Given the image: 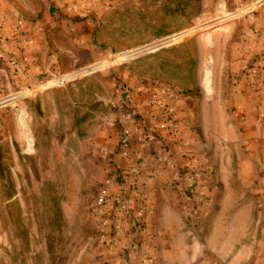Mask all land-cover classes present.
I'll list each match as a JSON object with an SVG mask.
<instances>
[{"label": "rangeland", "instance_id": "374dc122", "mask_svg": "<svg viewBox=\"0 0 264 264\" xmlns=\"http://www.w3.org/2000/svg\"><path fill=\"white\" fill-rule=\"evenodd\" d=\"M205 1L12 0L35 29L37 48L27 52L21 44L19 53L0 59V264H135L125 227L112 247L94 215L101 188L125 183L129 194L136 190L117 166L121 119L132 128L145 124L144 157L161 152L158 162H166L157 124L170 113L171 130L195 108L198 127L201 66L213 67L209 74L220 85L243 15L264 0L244 8L233 0H209L207 7ZM217 29L223 35L215 40L209 35ZM169 36L176 42L152 50ZM23 55L29 61L18 70L12 59ZM205 89L211 92V82ZM156 94L162 105L153 101ZM140 139L133 135L132 148ZM206 149L204 174L181 170L188 188L205 174L214 184L221 173L215 144ZM224 153L230 160L233 153ZM187 187L179 191L188 194ZM140 238L133 243L143 260Z\"/></svg>", "mask_w": 264, "mask_h": 264}, {"label": "crops", "instance_id": "0c3cea01", "mask_svg": "<svg viewBox=\"0 0 264 264\" xmlns=\"http://www.w3.org/2000/svg\"><path fill=\"white\" fill-rule=\"evenodd\" d=\"M251 1L255 0H233L237 8ZM209 4L206 0L205 6ZM243 18L244 30L231 58L224 59L220 85L214 74H209L213 67L201 66L200 71L205 72L200 76L203 89L200 88L198 127L193 126L196 109L189 108L187 120L171 128L176 132L160 130L166 162H158L161 152L144 157L146 143L140 135L145 132V124L139 121L132 128L125 118L121 119L123 126L141 141L138 148L133 146L130 159L122 157L119 149L117 152L122 180L134 178L132 165L140 168L139 184L129 195L124 224L127 251L136 259L135 264H264V68L262 88L253 90L246 78L255 56L264 49V2ZM33 31L30 22L19 16L12 0H0V59L9 60L19 53L21 44H27V52L36 51ZM222 35L217 29L209 36L217 40ZM172 38H161L152 50L176 42ZM4 64L0 62V70H4ZM3 82L0 73V85ZM210 82L212 90L208 92L205 87L209 88ZM209 142L215 144L221 173L215 175L214 184L212 176L205 174L197 186L188 188L190 183L184 180L181 170L209 167L205 157ZM225 150L233 153L228 161ZM228 167L230 174L224 172ZM124 184L115 186L114 193L126 189ZM183 185L188 194L179 191ZM138 236H142L138 240L143 260L137 251L139 244L133 243Z\"/></svg>", "mask_w": 264, "mask_h": 264}, {"label": "built area", "instance_id": "2783aa9c", "mask_svg": "<svg viewBox=\"0 0 264 264\" xmlns=\"http://www.w3.org/2000/svg\"><path fill=\"white\" fill-rule=\"evenodd\" d=\"M12 60L18 70H25L27 66L26 62L29 61V58L28 56L23 55L20 59H17V56H15ZM263 68L264 49L255 56L252 64L247 70V82L253 90H258L263 86ZM153 101L159 103L157 105H162V100L160 99L159 94L153 96ZM173 122L174 118L168 113L157 125L160 126L162 130H167L168 128L170 129ZM172 128L175 129L176 125ZM145 137L146 136H144V138ZM132 141L133 134L130 128L123 126L120 132L119 151L120 155L126 159L131 158ZM132 169L135 175L131 187H133L132 189H136L137 186L135 185H138L139 183L138 176L140 174V168L136 165H132ZM187 178H189V176H187ZM116 179L117 178L115 177V180ZM115 182L116 181H114V183ZM127 188H121L118 193H114L109 187H103L99 190L95 200L96 206L94 208V215L99 221V227L104 231V237L108 238L112 247L118 246L121 243L120 236L124 230L123 227L126 220L125 216L128 210V199L130 195Z\"/></svg>", "mask_w": 264, "mask_h": 264}, {"label": "trees", "instance_id": "16d2710c", "mask_svg": "<svg viewBox=\"0 0 264 264\" xmlns=\"http://www.w3.org/2000/svg\"><path fill=\"white\" fill-rule=\"evenodd\" d=\"M187 222H189V220H187Z\"/></svg>", "mask_w": 264, "mask_h": 264}]
</instances>
